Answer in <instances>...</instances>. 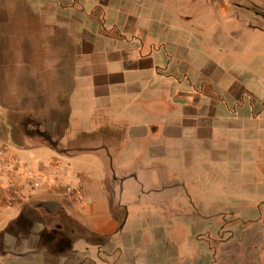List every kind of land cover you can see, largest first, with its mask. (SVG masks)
<instances>
[{
	"label": "rangeland",
	"instance_id": "rangeland-1",
	"mask_svg": "<svg viewBox=\"0 0 264 264\" xmlns=\"http://www.w3.org/2000/svg\"><path fill=\"white\" fill-rule=\"evenodd\" d=\"M56 1L66 6L79 3ZM195 1L109 2V6L137 13L145 7L151 16L146 20L172 19L177 24L185 16L202 21V8L209 4L216 7L214 35L207 39L209 45L200 59L203 65L212 62L204 70L195 71L190 64L189 77L172 74V89L193 96L175 94L176 104L163 110L167 114L158 116L157 130L153 124L148 127L151 119L135 118L130 110L118 108L116 102L107 106L101 98L92 105L89 115L77 116L81 110L70 109L72 92L62 82V107H53L45 118V123L56 130L57 141L50 133L28 135L26 130H34L37 125L22 123L26 121L22 115L30 108L27 96L17 94L15 102L8 101L5 93L10 97L13 93L0 85L2 141L32 162L48 153L42 142L51 140L47 143L59 149L68 147L66 156L71 157L70 167L78 171L82 198L98 209L93 218L92 213L80 217L69 196L41 192L49 201L62 203L78 221L72 233L75 248L57 256L61 246L53 241L54 227L48 228L49 236L42 238L38 248L42 250L34 258H20L21 264H161L162 258L163 262L170 259V264H264V33L246 36L236 27L240 22L264 26V0L255 1L259 9L233 0ZM53 2H44L45 14L53 8L47 3ZM86 4L89 8L94 0ZM129 28L131 42H137L143 55L153 52L160 65L174 56V51H182L181 46L173 51L168 44H161L162 40L157 35L151 37L145 28ZM234 31L241 36L235 38ZM178 81L183 87H177ZM183 100L186 102L181 103ZM155 131L157 134H153ZM104 213L120 215L121 230L110 254L92 258L91 252L80 250L86 238H93L87 229L93 228L92 220ZM60 215H48V224ZM10 218L8 215V225ZM16 219L20 229L29 227V212L16 215ZM5 226L0 224V247L5 245ZM67 242L62 244L66 246ZM10 256L0 257V264Z\"/></svg>",
	"mask_w": 264,
	"mask_h": 264
},
{
	"label": "crops",
	"instance_id": "crops-1",
	"mask_svg": "<svg viewBox=\"0 0 264 264\" xmlns=\"http://www.w3.org/2000/svg\"><path fill=\"white\" fill-rule=\"evenodd\" d=\"M54 1L47 3L53 8L45 14L44 2L48 0H0V85L6 86L8 93H13L12 97L5 93L4 99L8 101L15 102L17 94L27 96L30 108L22 115L26 119L22 123L26 125L31 122L37 125L34 130H26L28 135L50 133L55 139L56 130L45 123V118L50 115L53 107L56 110L62 107L59 98L62 91L59 86L62 82L69 85L68 90L72 92L70 109L81 110L77 116L89 115L92 105L101 98L107 106L116 102L118 108L130 110V114L135 118L144 116L154 119L148 121L151 122L150 125L146 124L149 128L153 124V129L157 130L158 116L167 114L163 110L174 107L175 94L181 93L187 98L193 96L185 91L172 89V74L189 77L190 64L195 71L204 70L212 62L208 61L203 65L200 59L209 45L206 43L207 39H210L215 31L216 9L213 6L206 5L202 8V13L198 11L199 18H205L204 20H189L190 16H185L186 19L177 24L172 19L159 18L160 22L146 20L151 19L148 8L142 7L138 13L132 12L109 6L111 0H94V4L89 8L85 5L87 0H79L77 5L72 3L69 6ZM203 1L200 0L202 3ZM191 2L194 3V0ZM240 23L236 24V27L241 28L246 36H252L251 33H264V26ZM195 25L204 30L197 29ZM129 27H135L137 31L139 28H145L147 32H144L151 37L157 35V39L162 40L161 44H168L173 51L181 46L182 51L179 54L178 50L174 51L176 54L166 58L164 65H160L153 52L143 55L137 42H131L133 35L129 33L132 30ZM110 30L113 32L110 33ZM237 34L241 36V33L233 32L234 37ZM229 46L233 49L232 44ZM179 82L177 87H183ZM113 94L116 96L112 97ZM185 102L186 100H183L181 103ZM155 132L153 134H157ZM4 141L6 140L2 141L0 138V142ZM47 142L49 141L42 142L41 146L47 149L48 153L36 162L28 160L17 148L12 147L17 156L30 165L39 166L49 161L52 156H61L65 161V177L82 192L77 181L78 171L70 167L71 157L66 156L70 149H59L55 144ZM41 192L46 191L36 190L27 198L0 204V224H6L5 245L0 247V257L11 255L5 262L2 261L3 264H21L20 258H34V255L42 250L38 249L42 245V238L49 236L48 228L54 227L56 236L53 241L61 246V250L56 251L57 256L65 252L70 253L75 248L72 233L76 232L78 221L59 202V208L48 212L41 203L49 200L40 195ZM54 193L69 196L80 217L92 213L90 217L93 218L98 210L95 203L85 198L75 199L63 191ZM28 212L29 227L22 230L16 215L22 216ZM57 212L61 215L56 216L54 221L52 220L53 224L49 225L48 215L52 217L51 215ZM8 215H11L9 225L6 222ZM92 221L93 228L87 229L93 234L90 235L93 238H86L78 232L79 236L88 240L80 252H91L92 258L96 255L99 257V254H110L115 248L114 238L121 230L122 217L104 213ZM66 242L67 245L64 246L62 243ZM66 262L72 264L70 261ZM170 262V259L166 262H163V258L161 260V264ZM55 264H62V261Z\"/></svg>",
	"mask_w": 264,
	"mask_h": 264
},
{
	"label": "built area",
	"instance_id": "built-area-1",
	"mask_svg": "<svg viewBox=\"0 0 264 264\" xmlns=\"http://www.w3.org/2000/svg\"><path fill=\"white\" fill-rule=\"evenodd\" d=\"M255 1L233 0L259 9ZM64 167L65 161L61 156H52L39 166L30 165L17 156L12 145L0 142V204L27 198L36 190L63 191L75 199H81L80 188L67 180Z\"/></svg>",
	"mask_w": 264,
	"mask_h": 264
},
{
	"label": "water",
	"instance_id": "water-1",
	"mask_svg": "<svg viewBox=\"0 0 264 264\" xmlns=\"http://www.w3.org/2000/svg\"><path fill=\"white\" fill-rule=\"evenodd\" d=\"M41 206L45 207L48 212H54L60 205L57 202L45 201L41 203Z\"/></svg>",
	"mask_w": 264,
	"mask_h": 264
},
{
	"label": "trees",
	"instance_id": "trees-1",
	"mask_svg": "<svg viewBox=\"0 0 264 264\" xmlns=\"http://www.w3.org/2000/svg\"><path fill=\"white\" fill-rule=\"evenodd\" d=\"M210 1H208V3H209ZM216 2V1H215ZM209 6H212V4H209ZM216 6V5H215ZM214 7V6H213ZM215 9H216V7H215ZM234 16H235V14L233 15V18H234ZM248 25H250V24H248ZM251 26H254V25H251ZM49 142H51V140H48Z\"/></svg>",
	"mask_w": 264,
	"mask_h": 264
}]
</instances>
